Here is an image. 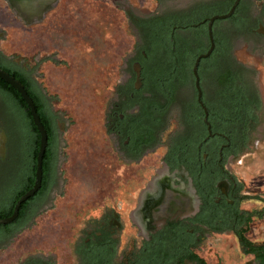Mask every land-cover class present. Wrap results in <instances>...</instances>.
Here are the masks:
<instances>
[{
    "label": "flooded vegetation",
    "instance_id": "obj_1",
    "mask_svg": "<svg viewBox=\"0 0 264 264\" xmlns=\"http://www.w3.org/2000/svg\"><path fill=\"white\" fill-rule=\"evenodd\" d=\"M255 1L240 0L230 23L212 27L219 39L230 42L228 56L235 63L233 76L238 72L239 64L234 60L231 39L245 35L253 41L263 39L264 42L263 7L259 6L252 14ZM206 4L207 1H197L183 10L133 19L141 45V31L148 23L173 17L188 18L197 7ZM175 29L185 28L175 26ZM133 53L136 60L130 71L135 88L133 66L139 64V54L137 51ZM216 59L222 61L223 56ZM0 60L6 65L15 63L11 56H4L1 52ZM37 67H25L24 71L45 95L35 81ZM217 74L218 71L207 66H203L198 74L200 100L207 111L209 129L203 121L204 112L197 100L193 77V86L186 88L192 95V102H184L177 96L161 120L148 126V134L139 143L126 134L131 126L133 128L135 120L131 122L123 117L137 115L139 106L122 110V102L127 99L124 94L126 84L131 80L115 87L118 101L107 114L106 136L116 160L124 166L120 181L122 190L117 194L115 188L106 199H102L98 204L101 209L98 215L79 220L73 216L72 226L76 230L62 232L59 242L40 241L36 246L30 240L27 248L18 247L12 254L17 261L9 264H224L227 262L224 253L215 247L220 241L217 237L221 236L229 237L236 245L238 256L232 264H264V168L261 174H253L254 177L248 180L236 172V169H244L248 158L254 160L264 150V130L257 128L264 108L263 92L255 84L254 87L247 83L244 76L236 80L235 86L249 100L250 113L245 119L237 104L223 101L228 89L218 86ZM231 82H234L232 78ZM178 89H174L175 95ZM173 105L178 115L172 120L168 116ZM0 125L3 126L0 134L6 138L4 156H0V186L9 182L14 193L30 184L28 165L34 150L33 136L24 138L7 132L1 100ZM54 131L50 166L41 174V184L45 181L47 190L29 201L24 213H18L9 229L0 231V249L33 228L35 219L41 216V207L60 197L65 182L63 177L59 185L57 179L62 134L57 124ZM203 131L205 135L201 137ZM23 139L27 142L24 154L21 150ZM160 150L163 151L161 157ZM260 160L264 163V154ZM144 173L152 175L144 180ZM9 206V200L0 199V212L7 211ZM208 252L217 255L208 259Z\"/></svg>",
    "mask_w": 264,
    "mask_h": 264
},
{
    "label": "rangeland",
    "instance_id": "obj_2",
    "mask_svg": "<svg viewBox=\"0 0 264 264\" xmlns=\"http://www.w3.org/2000/svg\"><path fill=\"white\" fill-rule=\"evenodd\" d=\"M197 1L217 0H60L41 20L27 23L14 13L9 0H0V52L24 67L38 65L35 81L49 98L62 134L59 185L65 177L60 197L41 207L34 227L0 249V264L17 261L12 254L24 247L25 241L32 240L36 246L40 241L59 242L62 232L76 230L73 216L79 220L98 215L102 199L115 188L120 193L124 166L111 151L106 127L107 114L118 101L115 87L133 79L130 67L136 60L133 52L137 51L133 48L141 46L133 19L183 10ZM259 6L260 0L253 2L251 13L255 14ZM224 24L228 23H219ZM231 43L245 81L261 89L264 102L263 39L253 41L243 35L232 38ZM190 86L178 87L176 96L191 102L192 95L186 90ZM169 114L172 120L178 115L175 105ZM261 114L257 128L264 130V108ZM261 152L254 160L248 158L243 170L236 169L237 174L247 180L261 174L264 150ZM162 153L158 152L160 157ZM143 175L146 180L152 173ZM217 239L220 241L215 247L224 253V264H232L238 256L236 245L226 236ZM216 255L208 252L206 256L210 259Z\"/></svg>",
    "mask_w": 264,
    "mask_h": 264
},
{
    "label": "trees",
    "instance_id": "obj_3",
    "mask_svg": "<svg viewBox=\"0 0 264 264\" xmlns=\"http://www.w3.org/2000/svg\"><path fill=\"white\" fill-rule=\"evenodd\" d=\"M262 1V0H261ZM234 0H217L209 2L205 6L197 7L188 18L178 19L171 18L169 20H157L148 23L141 31L143 45L134 46L139 54V64L141 66V87L135 90L133 86L134 79L126 84L127 99L122 102L124 108L139 106L137 115H123L127 121L135 120L133 128L126 133L131 136L135 142H141L144 135H147L148 126L153 125L155 121H160L162 114L170 104L176 102L174 89L185 84L193 86L192 66L195 58L208 49V39L206 24L193 25L208 19L214 15H222L228 12ZM262 14L264 16V3ZM239 8V5L236 8ZM236 12L228 19L223 21H215L213 27H217L219 23H230ZM175 26H184L185 29L178 30ZM183 33V34H182ZM214 49L210 56L200 61L198 66V74L203 66H207L212 70L218 71L217 82L219 87L228 89L224 94L225 100L235 103L239 112L245 114V119L249 117V100L242 91L235 86L237 79L243 77L241 68L238 67V72L233 76V67L235 66L232 58H229V44L225 39L221 40L217 34L213 32ZM223 56L222 61H217L216 58ZM18 61V60H16ZM13 65H6L0 60V70L8 73L11 77L17 80L25 89L26 93L32 100L39 120L44 127L47 135V146L43 155L42 170H48L50 160L52 158V146L54 145L53 136L55 134L54 125H58L56 113L52 110L50 100L46 94L41 91L29 80L25 73V67L21 62H16ZM133 76V75H132ZM134 77V76H133ZM231 78L234 82H231ZM235 88V89H234ZM47 98H46V97ZM122 96V94H121ZM0 100L2 102V111L4 115V123L8 133L23 136H33L34 150L32 160L29 162L30 168V184L24 189H18L14 193L9 182L2 184L0 187V199L10 201V206L7 211L0 212V219L10 216L13 206L17 199L30 189L34 182L35 173V157L39 146V134L33 124L30 112L20 95L12 87L0 80ZM182 102L181 100H177ZM192 102V101H191ZM194 110V108H193ZM123 113V111H121ZM244 119V121H245ZM57 123H56V122ZM59 126V125H58ZM205 135L203 131L201 137ZM26 141L22 140V154L26 152ZM47 176V175H46ZM47 190V183H42L41 188L31 198L25 201L19 208V214L22 215L29 201L41 195ZM15 223V222H11ZM11 223L0 225V231L9 229ZM8 240L7 237H5ZM25 248L29 243L25 241ZM31 247V246H30ZM2 264V263H1ZM4 264V263H3Z\"/></svg>",
    "mask_w": 264,
    "mask_h": 264
},
{
    "label": "water",
    "instance_id": "obj_4",
    "mask_svg": "<svg viewBox=\"0 0 264 264\" xmlns=\"http://www.w3.org/2000/svg\"><path fill=\"white\" fill-rule=\"evenodd\" d=\"M13 5H11L12 10L14 11L15 14H17L19 17L25 20L27 23H31L36 19H41L44 15V12L46 11L47 8L50 6L55 5V3L58 0H12ZM240 0H234L232 6L226 12L225 14L222 15H214L208 19L203 20L200 22V24H206V31H207V39H208V49L206 52L199 54L193 63L192 66V75L194 77V86L197 90V100L201 108L203 109L204 112V118L203 121L207 125L209 129V124L207 122V111L206 108L202 105V102L200 100L201 97V91H200V85H199V77H198V66L201 60L206 59L210 56L214 49V40H213V31L212 27L215 21H223L228 19L232 14L234 13L235 9L237 8ZM15 7L16 11L13 9ZM199 25V24H198ZM197 26V25H195ZM133 71L135 73L136 77V82H135V89H139L141 87V78H140V65L135 64L133 66ZM0 80L4 81L6 84H8L10 87H12L17 93L20 95L24 103L29 109L30 116L32 118L33 124L39 134V146L36 154V164H35V173H34V182L33 185L30 189H28L24 194H22L17 201L15 202L12 212L10 216L6 218H1L0 219V225H6L11 222H13L17 215L20 206L27 201L29 198H31L37 191L39 190L41 186V174H42V157L45 153V148L47 145V135L44 127L42 126L39 117L36 113L35 106L26 93L25 89L23 86L15 80L13 77H11L8 73L0 70ZM5 135L3 133L0 134V156H4L5 152Z\"/></svg>",
    "mask_w": 264,
    "mask_h": 264
},
{
    "label": "bare ground",
    "instance_id": "obj_5",
    "mask_svg": "<svg viewBox=\"0 0 264 264\" xmlns=\"http://www.w3.org/2000/svg\"><path fill=\"white\" fill-rule=\"evenodd\" d=\"M10 3L12 4V6H14V5H13V1H12V0H10ZM13 8H14V10L16 11L15 7H13Z\"/></svg>",
    "mask_w": 264,
    "mask_h": 264
}]
</instances>
